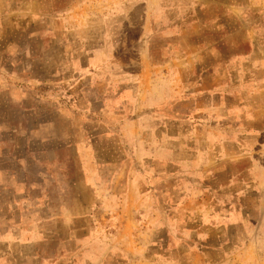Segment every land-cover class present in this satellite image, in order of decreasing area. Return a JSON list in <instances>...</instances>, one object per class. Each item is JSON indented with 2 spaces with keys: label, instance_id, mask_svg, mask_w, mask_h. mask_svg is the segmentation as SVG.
<instances>
[{
  "label": "rangeland",
  "instance_id": "1",
  "mask_svg": "<svg viewBox=\"0 0 264 264\" xmlns=\"http://www.w3.org/2000/svg\"><path fill=\"white\" fill-rule=\"evenodd\" d=\"M0 130V264H264V0H0Z\"/></svg>",
  "mask_w": 264,
  "mask_h": 264
},
{
  "label": "crops",
  "instance_id": "2",
  "mask_svg": "<svg viewBox=\"0 0 264 264\" xmlns=\"http://www.w3.org/2000/svg\"><path fill=\"white\" fill-rule=\"evenodd\" d=\"M1 132H2V130H0V134H1ZM10 150L11 149L9 148V146H7V144L4 143V140L0 136V177L3 176V174L5 173V171H4L5 169L2 167V164L4 162L3 159H8V158L9 159H13V160H15L17 162L19 167H22L21 165H23L22 159L19 156L17 158L11 156L12 151L10 152ZM36 164L38 165V162H36ZM9 173L13 174L12 172H9ZM0 186L3 189L6 188V190L7 189H11V188H9V186L8 187L7 186H3L1 183H0Z\"/></svg>",
  "mask_w": 264,
  "mask_h": 264
}]
</instances>
